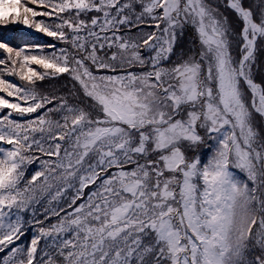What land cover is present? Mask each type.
<instances>
[{"label":"snow or ice","instance_id":"6c2138e0","mask_svg":"<svg viewBox=\"0 0 264 264\" xmlns=\"http://www.w3.org/2000/svg\"><path fill=\"white\" fill-rule=\"evenodd\" d=\"M0 29V264H264V0H0Z\"/></svg>","mask_w":264,"mask_h":264},{"label":"trees","instance_id":"16d2710c","mask_svg":"<svg viewBox=\"0 0 264 264\" xmlns=\"http://www.w3.org/2000/svg\"><path fill=\"white\" fill-rule=\"evenodd\" d=\"M9 28H14L16 30L17 33H21L22 31L20 30V28L17 25H13V26H9ZM2 30V29H0ZM49 39V38H48Z\"/></svg>","mask_w":264,"mask_h":264},{"label":"rangeland","instance_id":"374dc122","mask_svg":"<svg viewBox=\"0 0 264 264\" xmlns=\"http://www.w3.org/2000/svg\"><path fill=\"white\" fill-rule=\"evenodd\" d=\"M17 26L20 28V30H21L22 32H24V31H28V30L24 29L23 26H19V25H17ZM49 39H50V38H49Z\"/></svg>","mask_w":264,"mask_h":264}]
</instances>
